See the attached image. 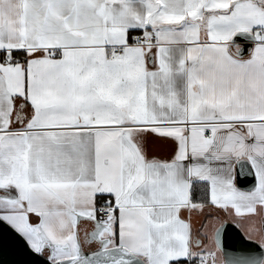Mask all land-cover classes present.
Returning <instances> with one entry per match:
<instances>
[{"label": "snow or ice", "instance_id": "obj_1", "mask_svg": "<svg viewBox=\"0 0 264 264\" xmlns=\"http://www.w3.org/2000/svg\"><path fill=\"white\" fill-rule=\"evenodd\" d=\"M5 250L264 264V0H0Z\"/></svg>", "mask_w": 264, "mask_h": 264}, {"label": "water", "instance_id": "obj_2", "mask_svg": "<svg viewBox=\"0 0 264 264\" xmlns=\"http://www.w3.org/2000/svg\"><path fill=\"white\" fill-rule=\"evenodd\" d=\"M236 42L239 44H244V41L241 38H237ZM249 47H250L249 45H245L244 55L248 54V48ZM242 187L246 189V188L251 187V185L250 184H244ZM237 233H238V229H236L234 226L227 228V234H226V238H225V249H226V251H231V250H233V248L239 247L238 244L234 243V241L237 238ZM244 245L247 246V242H244ZM252 250L258 252L259 247L253 246ZM17 258L18 257H16L11 251L5 250L4 252L0 253V264H11V262Z\"/></svg>", "mask_w": 264, "mask_h": 264}, {"label": "rangeland", "instance_id": "obj_3", "mask_svg": "<svg viewBox=\"0 0 264 264\" xmlns=\"http://www.w3.org/2000/svg\"><path fill=\"white\" fill-rule=\"evenodd\" d=\"M223 218H225V219H228V218H229V219H228L229 221L232 219L231 216H229V217L221 216V217L219 218V220L211 222V223H213V225L210 226L211 229L206 230V231L209 233V236H210V239L207 241V246H208V248H209L210 251H215L214 236H213L214 229H213V228H214V226H215L218 222H221V220H222ZM245 222L250 223L251 221H245ZM257 225L259 226V218H257ZM243 226L245 227V224H244ZM245 229H246V228H245ZM218 259H219V257H218ZM218 259H217V264H222V262H220Z\"/></svg>", "mask_w": 264, "mask_h": 264}, {"label": "crops", "instance_id": "obj_4", "mask_svg": "<svg viewBox=\"0 0 264 264\" xmlns=\"http://www.w3.org/2000/svg\"><path fill=\"white\" fill-rule=\"evenodd\" d=\"M247 57H248V54H245V55H244V58H247ZM228 219H229V218H228ZM228 219H226V220H228ZM223 220H225V218H223V219L221 220V222H222ZM221 222H218L215 226H218ZM244 224H245V228L247 229L248 226L251 224V222H250V223H248V222H244ZM211 225H213V223L210 222V226H211ZM208 229H211V227H209ZM208 229H207V230H208ZM213 229H214V228H213ZM253 238H254V239H259V237L256 236L255 233H253ZM218 260H219L220 262H222V260H221L220 258H219Z\"/></svg>", "mask_w": 264, "mask_h": 264}]
</instances>
